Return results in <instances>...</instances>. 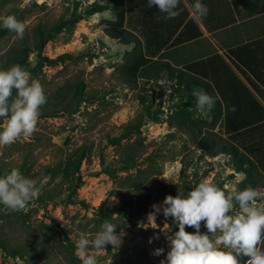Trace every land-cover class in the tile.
I'll return each mask as SVG.
<instances>
[{"label": "rangeland", "instance_id": "obj_1", "mask_svg": "<svg viewBox=\"0 0 264 264\" xmlns=\"http://www.w3.org/2000/svg\"><path fill=\"white\" fill-rule=\"evenodd\" d=\"M74 1L0 0V17L12 15L25 24L21 39L3 28L0 20V70L20 65L30 73L29 83L39 82L46 96L32 136L0 146V178L16 169L40 189L26 211L0 205V264H82L76 241L81 234L94 239L106 220L116 226L122 243L115 253L112 245L96 251L89 244L88 253L96 256L97 264H161L170 251L165 233L179 229L174 218H165L162 211L150 223L152 206H163L168 195L176 197L180 189L187 194L204 180L226 193L252 188L260 193L257 207L264 208L261 167L250 166V176L237 172L233 153L215 155L198 145L201 138L215 133L221 138H216L214 149L221 147L224 138L235 142L241 154H249L227 130L225 114H217L215 103L202 115L196 111V101L192 106L180 93L173 96L167 71L158 68V62L165 61L185 70L186 77H201L203 61L214 60L217 65L220 61L210 56L220 54L264 108L261 83L253 78L263 95L237 69L230 49L219 52L220 32L167 45L152 54L139 22L135 20V27L126 24L137 39L126 44L107 33L108 21L117 17L113 9L86 15L95 0H80L76 12L82 17L75 25L67 24L52 38L41 39L38 28L48 32L61 18H71ZM142 54L147 61L137 69L136 57ZM203 80L211 88L202 91L221 100L217 84ZM221 80L226 84L229 79L224 75ZM16 96L13 89L9 103ZM147 108L161 110L158 120H149ZM139 120L143 121L140 128L111 143L127 124ZM6 122L0 118V132ZM81 148L86 153L75 171L73 161ZM127 162L135 165L122 168ZM128 200L134 202L132 209L125 207L127 202L122 206ZM238 212L234 202L229 214ZM186 231L196 229L186 226ZM200 232L212 235L204 222ZM157 235L159 239L149 244V238ZM259 247L264 251V242ZM157 248L164 253L154 255ZM240 264L246 262L240 258Z\"/></svg>", "mask_w": 264, "mask_h": 264}, {"label": "clouds", "instance_id": "obj_2", "mask_svg": "<svg viewBox=\"0 0 264 264\" xmlns=\"http://www.w3.org/2000/svg\"><path fill=\"white\" fill-rule=\"evenodd\" d=\"M39 3L40 0H37ZM180 0H148V7L158 6L165 20L177 17ZM192 11L197 19L207 16L208 8L195 0ZM3 28L14 32L21 39L24 37L25 24L9 15L0 17ZM30 73L20 65H13L7 70H0V118H6V126L0 132V146L11 145L23 138L27 140L36 130L39 109L46 103V96L41 84L35 80L29 83ZM13 89L17 91L15 99L9 103ZM196 99V111L207 114L215 104V99L202 90L193 89ZM235 111V108L232 109ZM40 189L31 179L24 178L13 169L0 178V205L11 211H26L30 201L37 199ZM260 193L252 188L242 191L225 192L208 180L201 181L187 195L183 190L173 197L168 195L163 206L153 205V212L148 214L150 223L156 221L161 211L165 218L173 217L178 224L174 234L165 233L170 251L161 264H240L241 257H247L246 264H264V251L259 245L264 242V208L257 207ZM235 204L239 212L230 215ZM208 234H201V223ZM195 228V233L186 231ZM116 226L105 221L101 230L91 241L81 234L76 241V255L82 264H97L95 255L88 253L89 244L96 251L113 246V253L122 243L118 239ZM159 236L149 238V244ZM164 253L157 248L154 255Z\"/></svg>", "mask_w": 264, "mask_h": 264}, {"label": "trees", "instance_id": "obj_3", "mask_svg": "<svg viewBox=\"0 0 264 264\" xmlns=\"http://www.w3.org/2000/svg\"><path fill=\"white\" fill-rule=\"evenodd\" d=\"M103 1V2H102ZM95 0L87 9L86 15H92L96 12L104 11L107 9H113L116 12V19L108 21L107 33L120 41L129 44L136 43L137 39L127 28L128 23L135 27V20L139 22L144 35L146 37L147 49L150 53L156 54L160 52L164 46L178 45L183 42L199 38L202 36V31L199 29L197 23L190 17V13L183 0H180L178 11L180 14L173 18L165 20L164 14L160 13L158 6L148 7V0ZM74 13L71 18H61L55 25L54 29L45 32L44 29L38 28V33L41 35V39H50L57 32L66 27L67 24L75 25V23L82 17L76 12L80 0H75ZM126 7L124 8V3ZM191 5L195 0H189ZM243 0H201V3L208 8V14L202 18L207 29L212 31L220 27L226 26L230 23L229 19L221 21L220 13L224 10H229L233 17L231 22H235L234 11L240 15L242 11ZM241 5V6H240ZM248 5V6H247ZM245 16H254L264 12V0H245ZM137 17V19H135ZM209 18L211 19L209 21ZM156 19V20H155ZM160 19V21H157ZM165 21V22H164ZM230 56L234 61L236 67L244 74L245 78L253 85V87L263 95V91L260 89L258 83L253 78L261 83L264 88V35L256 37L253 40L241 44L235 48H231ZM220 61L217 65L203 61L200 69L201 77L193 74H189L186 77V71L183 69H177L169 62H158V68L164 69L168 73L170 80V90L173 96L176 93H180L187 98L188 104L195 105V97L192 96L193 89L206 90L209 92L211 85L209 81L203 80V78H209L217 84V89L220 91V97L215 101V109L217 114H225V125L229 133L232 134L234 140L240 142L243 148L248 150L249 154H241L240 148L233 141L223 138V144L219 149H214V144L217 141L218 134L210 133V136L201 138L198 141L199 147L204 152L219 153H233V167L237 172H244L250 176V166H258L264 171V108L260 105L259 101L252 94L249 88L241 81L240 78L235 75V72L227 65L225 59L220 54H213L210 56ZM147 58L144 55L136 57L138 64H145ZM232 76L226 75V73ZM231 72V73H230ZM224 75L227 77L226 84L222 83L221 79H224ZM223 77V78H222ZM221 81V82H220ZM244 91V93H242ZM233 107L235 111H233ZM149 114V120H158L160 109L151 112L147 108ZM143 121H135L127 124L124 127L123 132L110 139L111 143L116 144L122 139L129 137L132 132L142 125ZM86 149L81 148L76 153L75 160L73 161V169L79 171L80 164L84 158ZM252 155V157H250ZM135 163L127 162L122 168H131ZM252 186L256 185L254 181H249ZM80 181L76 182L74 192L77 191ZM185 194V193H184ZM178 195V191L175 192ZM187 195V194H185ZM127 202V204H125ZM126 208L132 209L133 200L124 201ZM121 207V206H120ZM12 254V253H11ZM244 262L247 261V257H241Z\"/></svg>", "mask_w": 264, "mask_h": 264}, {"label": "crops", "instance_id": "obj_4", "mask_svg": "<svg viewBox=\"0 0 264 264\" xmlns=\"http://www.w3.org/2000/svg\"><path fill=\"white\" fill-rule=\"evenodd\" d=\"M183 2L189 10L190 17L193 18V20L197 23L199 29L203 33L202 36H200L199 38L210 36L214 33L220 32L217 41L220 43V45L222 47H218L219 52L220 51L221 52L224 51V53H225V51L228 52L229 49H231V48H235L237 46H240L241 44H244V43H247V42L253 40L256 37H261L264 35V34H262L263 32L261 34H258L260 32V30L264 31V12L260 13V14H256L257 16L256 15L245 16L244 15V9L246 7L245 6V0H243L242 6L240 5L242 8L240 15L236 14L235 11L233 13L235 16V19H236L235 22H231V20H232L231 18L233 17V15L229 10L221 11L220 16H219L221 21H225V20L229 19L230 23L227 24L226 26L220 27V28L212 30V31L207 29V27L204 24L202 19H197L195 17V14L192 11V7H191L192 5L189 2V0H183ZM254 17H257V19H255ZM210 20L211 19L209 18V21ZM252 29H254L253 32H252ZM254 32H255V35L253 34ZM195 40H198V38L183 42L181 44H184L187 42H193ZM210 40L212 41V39H210ZM212 42L214 45L217 44V43H215V41H212Z\"/></svg>", "mask_w": 264, "mask_h": 264}]
</instances>
